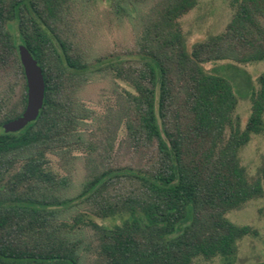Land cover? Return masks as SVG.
<instances>
[{
  "label": "trees",
  "instance_id": "1",
  "mask_svg": "<svg viewBox=\"0 0 264 264\" xmlns=\"http://www.w3.org/2000/svg\"><path fill=\"white\" fill-rule=\"evenodd\" d=\"M71 1L0 0V128L27 105L18 46L38 61L46 84L37 120L0 134V264H83L81 232L87 227L97 234V264H195L234 256L236 242L255 232L232 223L227 213L264 197V168L262 178L251 181L238 155L264 131V74L242 129L234 80L233 87L220 69L209 73L204 65L264 61V0H230L235 15L227 30L190 51L179 20L198 0H162L143 17L139 61L102 63L128 87L118 118L128 139L154 153L147 169L116 175V181L89 158L94 171L74 197L77 153L92 156L98 146L84 133L95 112L78 97L94 64L76 53L60 26ZM118 3V13L129 15ZM11 76L23 80L18 106L10 105ZM121 177L129 186L123 193L114 189ZM75 201L74 207L87 202L90 208L68 216L74 207L67 205Z\"/></svg>",
  "mask_w": 264,
  "mask_h": 264
},
{
  "label": "rangeland",
  "instance_id": "2",
  "mask_svg": "<svg viewBox=\"0 0 264 264\" xmlns=\"http://www.w3.org/2000/svg\"><path fill=\"white\" fill-rule=\"evenodd\" d=\"M162 0H73L63 9L61 28L68 41L74 44L78 51L92 64L94 72L90 79L79 89L78 97L95 116L84 128L85 138L95 143L98 149L92 156L86 151L77 153L75 167L71 175L70 196H77L83 189L84 183L90 179L94 166H90L89 158L94 159L98 166L111 170V176L116 181V175L136 173L147 169L149 158L153 155L152 147L142 149L134 145L127 136L125 125L119 121L122 94L128 87L116 79L108 71L103 70L105 59L114 62L137 63L136 43L142 30V19ZM115 2L127 6L129 15L118 13ZM235 15V9L230 0H198L197 5L183 15L180 20L181 31L185 38L186 47L190 51L194 44L203 42L210 37L222 35ZM12 35L19 40L18 30L14 23L9 24ZM20 45V43H19ZM19 47V46H18ZM227 65L232 68L226 69ZM225 66V67H224ZM206 72H217L228 79L232 78L238 99L235 117L245 128L250 116L251 93L259 89L258 79L264 74V61L237 64L230 61L210 62L204 65ZM5 76V75H4ZM15 76V75H14ZM11 76L16 84L10 99V105L18 106L23 94L22 78ZM247 85V86H246ZM4 130L0 128V134ZM239 160L245 168L249 180L262 178L264 168V131L253 135L251 141L239 150ZM58 161V163H57ZM60 163L55 160L56 166ZM60 167V165H59ZM101 168V169H102ZM61 172L64 173L62 170ZM120 184L115 183L114 189L125 191V178L121 177ZM80 203L75 201L67 205ZM89 209L85 202L69 210L68 216H73L81 210ZM226 217L237 226L251 228L252 234L244 236L236 242V253L229 259L217 257L206 261L198 259L195 264H256L264 263V197L251 200L242 207L227 213ZM99 224L112 225L113 220L100 221ZM84 239L82 251L83 264H97L98 239L95 230L84 228L81 232Z\"/></svg>",
  "mask_w": 264,
  "mask_h": 264
},
{
  "label": "water",
  "instance_id": "3",
  "mask_svg": "<svg viewBox=\"0 0 264 264\" xmlns=\"http://www.w3.org/2000/svg\"><path fill=\"white\" fill-rule=\"evenodd\" d=\"M18 50L27 83V105L18 118L4 125L7 134L20 132L35 122L45 101L46 84L42 67L25 45H20Z\"/></svg>",
  "mask_w": 264,
  "mask_h": 264
}]
</instances>
